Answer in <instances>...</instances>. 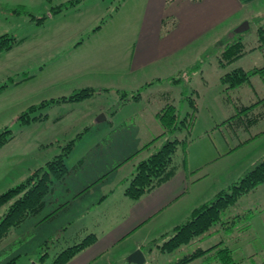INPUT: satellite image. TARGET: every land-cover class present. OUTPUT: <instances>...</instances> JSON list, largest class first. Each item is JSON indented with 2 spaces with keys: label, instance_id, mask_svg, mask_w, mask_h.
<instances>
[{
  "label": "rangeland",
  "instance_id": "1",
  "mask_svg": "<svg viewBox=\"0 0 264 264\" xmlns=\"http://www.w3.org/2000/svg\"><path fill=\"white\" fill-rule=\"evenodd\" d=\"M62 1L64 0H0V33L9 32L17 38H22L10 48L0 51V130L7 126L15 133L10 144L0 146V193L18 184L29 174L34 164H43L44 160L58 152L60 148L56 144L57 139L59 143H64L75 137L78 132L81 135L76 138L72 150L65 157V162L70 167L79 158L83 161L77 168L70 169L61 181L55 182L53 195L65 196V186L70 187V192H77L88 182L97 179L107 170L108 108L117 106V114L113 117L114 124L120 122L125 113L141 106L149 110L153 107L163 108L170 103L179 111V116H183L185 110L191 108L190 100L195 101L197 110L187 152L192 165L203 164L204 167L199 173L202 180L191 186L187 200L198 201L212 196L264 156V117L249 129L232 128L227 123L229 117L242 113L239 110L241 103H253L254 108L260 107L258 102L264 97V74L250 76L248 82L236 88L230 87L229 81L216 80L209 75L213 72L209 63L219 64L218 55L225 42L236 35L232 31L218 38L214 36L219 32L211 31L195 39L178 53L155 62L151 70L149 68L140 72L141 78L138 82L129 78L127 83H123V77L120 75L107 76V90L101 89L84 98L60 104L50 109L48 119L33 120L21 127L17 116L31 102H38L43 97L67 94L73 88L104 84V77L97 74H66V77L64 73L67 71L66 67L72 63L84 64L91 60L95 54V40L102 34L100 30L97 31L98 27H94L106 12L107 60L128 56L137 39L143 0H81L76 7H68L61 13L49 15L41 23L30 20L29 13H35L36 17L39 13L47 12L51 5ZM19 6L24 10L16 12L14 8ZM168 9L171 12V8ZM172 16L167 14L163 17L164 22L160 25L162 33L174 27L177 18ZM251 20L249 29L239 32L246 37L243 40V48L247 51L224 66L222 73L238 65H256L252 69H264V27L259 22V17ZM225 25L227 24H223L216 31H221ZM258 27H262V36L257 32ZM99 42L100 40L96 41ZM254 46L255 48H252ZM253 49L256 50L251 52ZM195 61L202 63L201 67L208 74L207 80L202 83L197 79L187 80V75L198 73L199 68L190 67ZM23 72L32 76L15 83L22 77ZM151 73L160 75L161 79L153 80L145 76ZM145 80L152 82L140 88L142 100L138 103L130 100L127 104H122L123 90H135L138 84ZM66 111L69 112L57 120H50L56 114ZM21 130L22 136L18 138L17 133ZM180 134L182 133H178ZM164 138L162 135L157 145H160ZM38 139L52 142L48 141L40 146L31 145L27 150L21 147L28 140L33 142ZM180 151L178 149L176 155ZM146 154V151H141L125 164L110 170V184L113 187L128 185V179H120L128 178L133 165ZM9 155L10 161L2 166L1 162ZM30 167L32 168L29 170ZM102 192H107V173L87 187L82 196L71 199L68 207L61 210L54 219L40 225L37 218L39 214H34L18 226L12 227L0 240V264H33V259H37V255L43 251L48 252L43 264H49L55 252L80 240L74 230L83 220L90 221L93 215L95 222L99 223L98 226L107 223V209L104 204L91 206L89 218L75 217L68 222L69 218L76 215L74 210L81 203L93 197L96 199ZM51 195L48 193L46 199ZM5 208L6 205L0 207V217ZM52 208V203L48 201L41 213ZM247 208H251L253 212L249 229H239V223L232 232H226L223 228L212 231L208 240L224 239V243L232 248L231 253L236 260L233 264H264V182L254 191H249L239 198V209ZM101 226L96 229L99 230ZM45 230L54 231V235L43 237ZM144 233L141 231L139 235ZM158 233L154 232L148 239L159 237ZM164 238L165 236H161L159 240L153 239L149 243L148 247L152 246L153 249L148 254L149 260L146 264L174 262L197 246L192 242L183 244L171 252H165L159 249V244L168 236ZM125 240L128 241V238ZM122 256L125 258L123 253ZM101 263L102 258L91 264ZM112 264L120 263L113 261Z\"/></svg>",
  "mask_w": 264,
  "mask_h": 264
},
{
  "label": "crops",
  "instance_id": "2",
  "mask_svg": "<svg viewBox=\"0 0 264 264\" xmlns=\"http://www.w3.org/2000/svg\"><path fill=\"white\" fill-rule=\"evenodd\" d=\"M65 1L67 0H64L62 2ZM80 1L81 0H79L74 5H71L69 7H73V6L76 7V5ZM142 7L143 9H141L140 12L141 16H140V24L138 27L137 39L133 44V47L130 50L128 56H126L125 58H115L114 60L113 59L107 60V12H106V14L100 17L99 23L94 27V28L98 27L97 31L100 30L102 34L100 33L101 36L99 37V39L95 40L94 43L95 54L93 55V57H91V60L84 64L72 63L71 65H68L66 67L67 71L64 73V76H66V74H69L68 76L70 75L77 76V75H83L85 73H93L100 75L101 77H104V81H105L104 84H100L99 86L86 85L80 88H73L67 94H59L56 96L43 97L38 102H31L29 105L38 104L43 100L53 99L52 102H50L46 106H42L39 110H34L30 112L31 116L37 115L38 113L41 114V118H37L34 120L48 119L50 117L51 108H56L60 106V104H64L65 102L68 103L72 101V100H57V99H59L61 96H67L75 90L85 87H92L95 89V92L101 89L107 90L108 89L107 76L112 77L114 75H120L123 77L121 79L123 83H127L129 78H131L132 81L138 82L141 78L140 72H145V70H148L149 68L151 70L152 68L151 66L154 65L155 62L178 53L180 50H182L185 47L186 44L191 43L195 39L204 36L211 31L219 32L214 36L215 38H218L220 36H223L227 32L228 33H231V31L237 32L235 28L244 21H247L248 27L246 29H249L250 22L252 21L251 19L257 17H259L260 19L259 22H261V25H263L264 27V0H171L169 2H166V0H143ZM169 7L171 8V12L168 9ZM42 13H39L38 15ZM56 14L58 13L49 14V15H56ZM167 14H172L173 15L172 17H175L177 19L176 21H174L175 25L171 30L166 31V33H162L160 28L161 20ZM223 24H227L225 25V28L223 27L221 31H216L217 28H219ZM2 33H6V32H2ZM244 38L246 37L241 34L240 39L244 40ZM16 39H17L16 42H18L22 38L16 37ZM99 40L100 42L96 43V41ZM96 44L97 47L95 48ZM255 50L256 49H253L251 50V52H254ZM209 64L213 71L209 75L216 80H222L221 75H222L223 67L217 63L216 64L209 63ZM201 65L202 63H199L197 61L192 62L190 64V67L192 66L191 69L193 68H197V69L199 68V69H198V73L187 75L188 81H193L197 79L202 83L203 81L207 80L208 74L204 72V69L201 67ZM238 66H241L243 69H252L256 65L251 67H244L242 65H238ZM259 74H263V72L254 73L251 76H256ZM154 75L155 73L154 74L151 73L148 75L146 74L145 76L150 77L153 80L161 79L160 75L157 74L155 75L156 77ZM31 76L32 74H29L28 72H23L22 77L16 80L15 83H18L24 79H28ZM172 79L177 80L175 78ZM150 82H152V80L151 81L145 80L138 84L137 86L138 88H136L135 90L131 89L130 92L124 89L123 94L133 93L135 91H139V94L137 96H133L125 100H122L121 103L127 104L130 100L136 103L141 101L142 95L140 92L141 91L140 88L146 87V85ZM29 105H27V107ZM116 108H112V107L108 108L110 111H109V120H108L109 125L107 124V170L106 172L104 171L103 173H101L99 176L102 177L107 173V192H102L96 199L93 197L92 199L85 201L84 203H81L80 206L74 210L76 215L73 216L72 218H69L68 220V222L72 221V219H75V217L89 218L90 213L92 212L91 206H95V205L101 206L102 204H104V206L107 209V223H104V225L102 226L99 225L101 227L99 230H97L96 228L99 227L98 226L99 223L95 222V218L93 217V215L90 221H88L89 219L83 220L82 223L74 230L76 237H79L81 240L84 237H86V235L88 234H94L95 239L89 245H87L85 248H82L69 260H67L64 264H91L95 261H98L101 258H102L101 264H104L106 262L112 264L113 261L115 263H120V264L121 263L132 264L126 261V255H128L131 251H133L138 247L143 250L147 262L149 260L148 254L149 252L151 253L153 249L152 246L145 248V246L148 245V243H150L153 239L159 240V237H161L163 234L165 235L170 233V231L176 225L182 223L189 216V214L191 213L194 207L208 201L215 195L217 191L226 187L232 181L235 180V179L231 180L225 186L218 189L212 196L208 198H204L198 201L187 200L188 198L187 194L190 192L191 186L198 184L202 180V176L199 173L204 167L203 164L198 166L191 164L187 152V147L189 144L188 143L185 146L184 150L180 149L181 151L178 155H176V153L174 154L173 162L175 164V170L171 174V176L163 180L161 183L153 186L151 189L143 192L139 198L137 199L130 198L124 191L127 185H125L124 187L123 186L113 187L110 184V182L108 181V174H109L108 172L125 164L128 159L134 158L141 151L147 152V154L143 156V158H141L140 160L145 159L160 147V145L167 139L168 133L165 132V127L159 120L160 111L163 108L153 107L149 110H145L144 106H141L139 109L125 113L123 119L120 120V122H116V124H114L113 117L114 115L117 114ZM196 110H195V114H196ZM187 111L185 110V113ZM67 112L69 111H66L64 113L62 112L58 113L55 116H53L50 120H57L62 115L64 116ZM31 121L33 120L21 124L18 119V122L21 127L26 126ZM180 132H181L180 130H177L175 133L178 134ZM22 133H23L22 130L19 133H17L18 138H21L20 136H22ZM113 134H115L116 136L112 137ZM161 134L164 135L165 138L160 145H157V142H159V140L161 139L162 136ZM80 135H81L80 132H78L76 133L75 137L69 138L64 143H59L57 139L56 144L59 146L60 149L58 152L54 153V155L59 153L61 147L71 139H73L74 141L71 147L72 150L76 138L79 137ZM14 136L15 133H13V136L9 140H7L4 144H2L1 147L10 144L13 141ZM48 141L50 140L38 139L33 142H30L28 140L24 142L21 147L23 148V150L24 149L27 150V148H29L31 145L40 146V145H44ZM21 147L19 149H21ZM182 154L185 155V163H182L180 160ZM10 158H11L10 155L4 158L3 161L1 162V165L3 166L5 162H9ZM49 159L44 160L43 164ZM82 161L83 159L79 158L76 161V163H74L70 167L66 164V166L68 167V172L70 171V169L77 168L82 163ZM43 164L40 163L34 164L35 166H32L33 168L32 167L28 168L29 170L32 168L29 174L33 169ZM133 166L134 168L132 169L130 176L128 178L122 177L120 180L126 181V179L129 180L132 177L135 171L136 164ZM99 177L97 179H99ZM97 179L93 180L92 182H88V184L84 188H81L77 192H73V193L70 192L69 186H65L64 187L66 189L65 196L63 194L61 196L53 195L55 193V189H54L55 184H54L52 190L48 192L52 194L51 197H49L48 199L44 197L43 206L39 209V211L35 213V214H39L38 215L39 217H37L39 218L38 223L42 225L44 224L45 221L48 222V220L54 219L61 210H64L68 207L71 199H75L77 197L79 198L80 196H82V194L85 192V189L89 187ZM255 189L251 191H254ZM48 201L52 203L53 208L45 213H41L42 210H44V207L46 206ZM237 212H247L250 213L251 216L253 213L251 208H247L244 210L239 209V199L237 203L230 208L227 215L229 217L230 215L235 214ZM29 216H27L24 220H26ZM251 216L248 217L249 224H247L248 225L247 228H245L246 220L245 221L238 220L236 222L235 221L231 222L230 220H228L227 223L221 222L215 224L214 226L211 227V229L208 232L204 233L199 237H196L193 240V243L195 245L205 249L212 247V249H210L207 253L203 254L202 256L189 261L186 264H223L224 262L222 258L223 256L222 253L219 251V248L222 247L228 248L231 258H233L231 253L232 248L224 243V239L219 238L214 241V240H208V238L210 237L212 231L214 230L219 231V229L221 228H223L226 232L227 231L232 232L234 227L237 226L236 224L239 223H240V227L237 226L239 229H243V230L249 229ZM159 230H161V232L158 233ZM141 231H144L145 233L139 235ZM154 232L155 233L157 232L160 236L157 238L148 239V237ZM53 235H54V231L45 230V233L42 236L45 238H49ZM126 238H128L129 242L125 240ZM202 242H204V244H202ZM70 245L72 244H69L68 246ZM57 252H55V254ZM41 253L42 252H40L39 254ZM122 253L123 255H125V258L124 256H122ZM39 254L37 255L38 256L37 259H33V264H37L39 263V261L44 263L45 259L48 257L46 256L44 259L41 260L39 258Z\"/></svg>",
  "mask_w": 264,
  "mask_h": 264
},
{
  "label": "trees",
  "instance_id": "3",
  "mask_svg": "<svg viewBox=\"0 0 264 264\" xmlns=\"http://www.w3.org/2000/svg\"><path fill=\"white\" fill-rule=\"evenodd\" d=\"M78 1L79 0H67L56 5H51L48 12L42 13L36 17L35 14L29 13L31 15L30 20L41 23L49 14L59 13ZM166 1L168 2L171 0ZM14 10L19 12L23 11L24 8L19 6L15 7ZM163 22L164 18L161 20V23ZM261 29L259 27L257 28V32H259L260 36H262ZM233 33H236V35L225 42L222 51L218 55V63L222 67L233 62L247 51V49L243 48L244 41L240 39L241 34L239 32ZM16 41V37L11 33L0 34V51L10 48ZM252 48H255V46ZM259 72H263L264 74L263 67L243 69L241 66H236L224 71L221 75V79L222 81H229L228 85L236 88L248 82L252 74ZM94 92V88L85 87L75 90L67 96H61L57 100H78ZM138 94L139 91L124 93L121 101L137 96ZM52 100L53 99L43 100L38 104L29 105L18 115L19 122L24 124L30 120L41 118L40 113L31 116L30 112L39 110L42 106H46L52 102ZM258 104H260V107L254 108L253 103H241L239 105V110L242 113L237 116L229 117L227 123L232 128L241 127L248 129L264 116V97ZM190 106V110L183 116H179V111L170 103H167L160 111L159 119L165 127V132L168 133V137L155 152L136 164L135 171L124 190L130 198H139L143 192L161 183L174 172V154L178 149L184 150L185 146L191 140L190 131L195 119V110L197 107L193 99L190 100ZM177 130H180L182 134H176L175 132ZM12 136L13 133L6 126L0 130V146ZM73 142V139L66 142L61 147L59 153L47 160L43 165L33 169L31 173L18 184L0 193V207L6 205L0 217V240L8 234L12 227L19 225L27 216L35 214L43 206L45 195L52 190L55 182L63 179L68 172L65 156L70 152ZM180 160L182 163H185L184 154L181 155ZM262 182H264V156L246 168L242 174L229 185L217 191L211 199L194 207L189 216L182 223L176 225L170 233L163 234L162 236H168V238L159 244V249L161 251L171 252L183 244L193 242L196 237L208 232L215 224L221 222L227 223L228 220L231 222L246 220V227H244L247 228V224H249L248 217L251 216L250 213L237 212L229 217L227 213L230 208L237 203L240 196L255 189ZM94 239V234H88L80 241L62 248L53 256L49 264H64L82 248L89 245ZM148 245H146L147 247L145 246V248H148ZM210 249H212V247L205 249L196 246L190 252H187L182 257L168 264H185L202 256ZM219 251L222 253V258H224L223 264H233L236 262L235 259L231 258L228 248L222 247L219 248ZM47 254V251H43V253L39 255V258L42 260ZM37 264L43 263L39 261Z\"/></svg>",
  "mask_w": 264,
  "mask_h": 264
},
{
  "label": "water",
  "instance_id": "4",
  "mask_svg": "<svg viewBox=\"0 0 264 264\" xmlns=\"http://www.w3.org/2000/svg\"><path fill=\"white\" fill-rule=\"evenodd\" d=\"M248 27V23L247 21L242 22L240 25H238L235 30L237 32L243 31ZM126 261L128 263H132V264H144L146 262V257L145 254L143 252V250L141 248H136L133 251H131L127 257H126ZM104 264H110L109 262H106Z\"/></svg>",
  "mask_w": 264,
  "mask_h": 264
}]
</instances>
